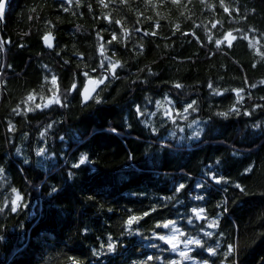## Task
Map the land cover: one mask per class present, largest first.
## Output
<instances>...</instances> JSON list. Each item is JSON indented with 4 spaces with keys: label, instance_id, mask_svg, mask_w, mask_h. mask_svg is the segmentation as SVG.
I'll list each match as a JSON object with an SVG mask.
<instances>
[{
    "label": "trees",
    "instance_id": "1",
    "mask_svg": "<svg viewBox=\"0 0 264 264\" xmlns=\"http://www.w3.org/2000/svg\"><path fill=\"white\" fill-rule=\"evenodd\" d=\"M104 3L6 0L0 264H264V0H223L230 12L220 0ZM48 33L53 49L42 43ZM105 57L121 66L98 85L100 102L84 105L83 83L105 74ZM49 72L66 106L25 103L29 93L50 96ZM73 83L77 90L68 91ZM193 101L187 113L201 130L188 139L189 122L177 113ZM164 102L175 121L161 111ZM13 188L22 197L16 212ZM133 215L143 219L127 224ZM213 219L218 226L208 227ZM169 220L184 233L176 234L177 251L158 238L172 235L157 227ZM189 237L202 246H185Z\"/></svg>",
    "mask_w": 264,
    "mask_h": 264
},
{
    "label": "snow or ice",
    "instance_id": "2",
    "mask_svg": "<svg viewBox=\"0 0 264 264\" xmlns=\"http://www.w3.org/2000/svg\"><path fill=\"white\" fill-rule=\"evenodd\" d=\"M110 2H111V0H110ZM120 2H121V3H125L126 0H120ZM220 2H221V7H224V11H225V12H230V9H229L228 7H226V6H224L223 0H220ZM100 3H101L102 5H104L105 7L108 6L107 4L104 3V0H100ZM173 3L179 4V3H180V0H173ZM4 7H5L4 0H0V16H2V14H3ZM65 10H67V9H65ZM115 22H116L117 24H120V21H119V20H117V21H115ZM158 26H159V25H158V22H157V27H158ZM213 27H215V24L213 25ZM178 28H179V25H177V29H178ZM235 31H240V30L237 29V30H235ZM148 34L155 35L154 32H153V33H146V35H148ZM229 38H231V39H229ZM244 38H247V37L245 36ZM44 39H45L46 42L50 41V35H46V36L44 37ZM112 39H113V40H116V39H117V37H116L115 34H113ZM234 39H236V37L232 34V32H228V33H226L225 36H224V41H227V42L229 43V46H231V40H234ZM224 41L217 40V41H216V44H217V45H220V44H221L222 42H224ZM3 43H4V42L0 41V50L3 49ZM109 43H110V42H109ZM48 46L51 47V46H52L51 43H48ZM252 46L255 47V44H253ZM101 47H103V46H101ZM261 55L264 56V54H261ZM105 59L109 60V68L105 70V74H104L101 78H99V79H97V80H95V81H92L91 78H90V80H89L90 83H95L97 86L100 85V84H104L105 80L108 78V72H109V71L111 72L112 77L115 78V76H116L115 69H116L117 67H120V66H121L120 63H119V61L113 62V61H112L110 58H108V57H105ZM101 67H104V65L101 64ZM85 75H87V73H85ZM51 83H52L53 85L56 84V77H55V76L52 77V79H51ZM176 87H177V88H180V87H182V85L177 84ZM209 87L211 88L212 85L210 84ZM72 90H77V85H76L75 83H73V84L71 85V88L68 89V91H72ZM94 91H95L94 88L91 89V91H90V90L86 87V88L84 89L83 93H82V95H83V99H84L85 101H87V100H89V99H95V100L97 101V103H99V102H100L99 95H96V96H92V95H91V92H94ZM214 91H215V90H214ZM234 91H236L237 94H238V101H237V102L239 103L240 100L243 99L242 96H239V93H240L241 91H243V90H242V89H237V90H234ZM217 94H220V93L217 91ZM34 99H35V95H34V93H29L27 99L25 100V103H28V101H33ZM42 99H43V96H42ZM53 103H54V104H61V106H66V105L62 104V101H61V97H60V95H56V94H54L52 97H49V98H48V103H45L43 106H44V107H49V106H50L51 104H53ZM157 103L160 104L161 102L158 101ZM193 104H195V101H193L192 103L188 104L187 107L184 109V112H187L189 109H192V110L194 111L195 109L193 108ZM40 107H41V105H39V104H36V105H35V108H40ZM27 110H28V111H32V110H34V109H33V108H28ZM231 110H232V111H238V110L235 109V108H233V109H231ZM13 111L16 112L17 109H14ZM137 112L140 113L141 115H143V113L140 111L139 108H137ZM182 114H183V113H177V115H182ZM246 114H248V113H246ZM166 115H168L169 117H171V115H172L171 110L166 111ZM219 115L227 116L228 113H219ZM49 127H50V126H49ZM9 130H10V131L14 130V126L10 125V126H9ZM113 131H115V130L113 129ZM42 135H43V134H42ZM43 152H44V149H40V150L38 151V155H39V154H42ZM87 159H88L87 156H82L81 159H80V161H79V164H74L73 167L78 168L81 164H84V163L87 161ZM251 170H252L251 168L246 169V171H251ZM3 171H4V169H3V168H0V174H2ZM69 175L71 176L72 174L70 173ZM213 178L215 179V182L218 183V184L221 183L222 181H224V177H218V178H217V177H213ZM224 182H226V181H224ZM199 186H200V185H198V187H199ZM235 186H236V188L240 189L242 192L245 191V189H244L241 185L237 184V185H235ZM184 187H185L184 184H180V185L176 188V192H180V190L183 189ZM53 191H55V189H53ZM12 192L15 193L16 196H15V199H13V200L11 201V210H12L13 212H16V211L18 210V208L21 207L22 197L20 196V194H19V192L17 191V189L13 188V189H12ZM195 199H203V197H199V196H198V197H195ZM3 210H4V209H3L2 207H0V212H2ZM155 210H156L155 208L152 209V211H155ZM225 210H226V209H225ZM204 211H205V210H204L203 208H199V209H197V208H193V209H192V213L195 214V216H196L198 219H206V217L202 216V213H204ZM147 215H149L148 212H145V213L143 214V216H147ZM143 216H136V215L130 216L129 219H128V221H127V224L131 225V224H133V223H138L140 219H143ZM192 222H193V221H192L191 219L188 220V223H189V224H191ZM216 226H218V220L213 219V220L209 221V223H208V227H216ZM157 227H163V228H169V227H171L172 235H170V236L159 235L158 238H159L161 241H164L165 243H168V244L171 246V250H172V251H177V249H178V247H179V242L177 241L176 234L179 233V235L183 236L184 233L181 232L179 228L175 227V221L169 220V221L163 223L162 225L158 224ZM205 235L211 237V236L213 235V233H211V232H206ZM184 243H185V246H187L188 244H193V243L196 244V245L202 246L201 241H200L199 239H194V238H192V237H189L186 241H184ZM153 247H156V245H153ZM218 247H219V245H217V248H218ZM108 248H109V250H113L114 245L110 243V244L108 245ZM207 251H208V253H209L210 255H215V254H216V248H208ZM233 251H234V246L229 245V247H228V253H226V255L231 254ZM94 254H96V253H94ZM179 255H180L181 257L185 258V259H188V258H189L188 255H187V253L184 252V251L179 252ZM149 259H151V257H149ZM73 264H75V261L73 262ZM170 264H177V261H171ZM203 264H208V261H204Z\"/></svg>",
    "mask_w": 264,
    "mask_h": 264
},
{
    "label": "rangeland",
    "instance_id": "3",
    "mask_svg": "<svg viewBox=\"0 0 264 264\" xmlns=\"http://www.w3.org/2000/svg\"><path fill=\"white\" fill-rule=\"evenodd\" d=\"M229 39H231V38H229ZM53 76H55V75L52 72H49V75H48L47 80H46V83L48 84L47 85V92L46 93H49L50 94L49 97H52L54 94L57 93V88L55 86L56 84L53 85L51 83V79H52ZM48 98L47 99H42L41 96L35 97V99L33 100V102H36V104H39V105H40V103H42L41 104V107H40V109H42V108H44V106H42V105H44L45 103H48ZM161 106H162L161 111H163L164 113H166V111H168V110H171V107L170 106L168 107V105L165 104V102ZM171 113H172L171 117H169L168 115H166V116L168 117V119L171 120V122H173V121H175L174 120L175 117H174V114H173V111L172 110H171ZM179 117L182 120H187L189 122L188 125H187L188 126V137H189L188 139L193 138L196 135V133H198V130H201V127H200V124H199L198 120L197 119H194L193 116H190L189 113L184 112L181 116L179 115ZM182 131H183V129H181L180 132L182 133Z\"/></svg>",
    "mask_w": 264,
    "mask_h": 264
},
{
    "label": "water",
    "instance_id": "4",
    "mask_svg": "<svg viewBox=\"0 0 264 264\" xmlns=\"http://www.w3.org/2000/svg\"><path fill=\"white\" fill-rule=\"evenodd\" d=\"M55 1H59V2H67V0H55ZM4 4H5L4 11H3L2 16H0V19H1V20H3V19H4V16H5L6 0H4ZM46 35H50V41H48V42H46L45 39H44V37H45ZM46 35H45V36L43 37V39H42L43 46H44L45 48H47V49H53V48H54V43H55V37H54L51 33H48V34H46ZM48 43H51L52 46L49 47V46H48ZM89 80H90V78H88V79L83 83V86H82L81 91H80V96H81V99H82V103H83L84 105L87 104V103L91 100V99H89V100L85 101V100L83 99V95H82V93H83L84 89L87 87V88L91 91V89L94 88L95 91H94V92H91V95H92V96H94V95L96 94V92H97V85H96L95 83H90ZM91 80H92V81H95L93 78H91Z\"/></svg>",
    "mask_w": 264,
    "mask_h": 264
}]
</instances>
